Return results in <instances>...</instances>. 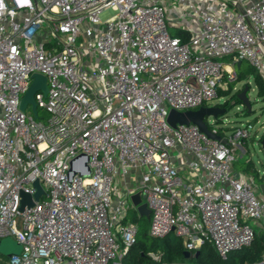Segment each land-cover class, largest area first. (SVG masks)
I'll use <instances>...</instances> for the list:
<instances>
[{
  "label": "built area",
  "instance_id": "obj_1",
  "mask_svg": "<svg viewBox=\"0 0 264 264\" xmlns=\"http://www.w3.org/2000/svg\"><path fill=\"white\" fill-rule=\"evenodd\" d=\"M3 4L0 239L21 246L5 264L122 259L138 236L136 194L151 237L175 233L193 255L208 243L222 259L252 244L264 198L234 165L255 124L228 131L205 119L216 140L168 117L211 107L240 62L264 80V0ZM34 75L46 84L36 117L20 109ZM36 180L42 196L20 211Z\"/></svg>",
  "mask_w": 264,
  "mask_h": 264
},
{
  "label": "trees",
  "instance_id": "obj_2",
  "mask_svg": "<svg viewBox=\"0 0 264 264\" xmlns=\"http://www.w3.org/2000/svg\"><path fill=\"white\" fill-rule=\"evenodd\" d=\"M235 73L236 81L228 84L227 91H220L219 98L231 94L238 83L249 80L250 77L254 78L258 96L264 98V80L254 67L243 62L240 66L236 65ZM246 86L249 87L250 93L253 87L249 82ZM244 88L245 86L242 91ZM239 94L235 96L238 104L242 105L238 99ZM221 121L222 117L218 119V122ZM247 168V171H253L257 181H261L253 162H248ZM133 222L138 225L136 243L122 257L120 264H264V230L256 231L255 239L250 246L231 252L226 259H222L208 243L199 250L198 256L191 254L190 257H186L183 240L175 233L163 238H154L149 235V219L134 217ZM151 254L159 256L160 260L155 261ZM6 261L7 258L0 255V264H5Z\"/></svg>",
  "mask_w": 264,
  "mask_h": 264
},
{
  "label": "rangeland",
  "instance_id": "obj_3",
  "mask_svg": "<svg viewBox=\"0 0 264 264\" xmlns=\"http://www.w3.org/2000/svg\"><path fill=\"white\" fill-rule=\"evenodd\" d=\"M173 35L176 34V30H170ZM251 84L253 89L249 93V100L252 104V113L247 114V111L243 105L237 102V93H242L244 86ZM211 107H217L225 110V114L222 117V121L217 123L219 128H225L228 131H232L238 128H248V125L255 124L253 130H251L252 138L248 141L247 145L242 148L246 154H242L241 161L245 162V159H250L256 169L260 173H264V150L260 146V138L264 135V98L258 96L254 78L250 77L249 80L240 82L236 85L233 92L229 95H225L219 99L212 102ZM38 113L42 119H46L48 115L42 111L38 110ZM214 118H206L209 124H212ZM257 136V138H255ZM258 184V182L256 181ZM264 195V193H262ZM134 217H138L134 211H130L128 218L133 221ZM21 246L10 236H6L0 239V255H10V254H20ZM121 259H116L111 261L110 264H120Z\"/></svg>",
  "mask_w": 264,
  "mask_h": 264
},
{
  "label": "water",
  "instance_id": "obj_4",
  "mask_svg": "<svg viewBox=\"0 0 264 264\" xmlns=\"http://www.w3.org/2000/svg\"><path fill=\"white\" fill-rule=\"evenodd\" d=\"M242 63H238V66H240ZM33 83L24 95L20 109L21 111H24L26 106L29 104L31 106V110L33 115L36 117V104L34 101V93L37 90H41L44 94H46V84H45V79L41 76L34 75L33 76ZM249 87L245 86L244 91L238 95L239 101L242 102L243 107L247 110L248 114L252 113V104L249 100ZM225 114V110H222L217 107H204L201 108L197 111H188V112H177L175 110L171 111L168 117V122L169 124L176 128L178 125H190L194 124L199 127L201 132L207 134L209 137L216 139V140H221L219 136L213 135L210 130L208 129V126L206 125L205 119L207 117H213L215 119L222 117ZM254 125V123L252 124ZM260 146L262 150H264V135L260 138ZM34 188L36 189L35 194L31 198L29 195L26 194H21V206H20V211L24 209V207H31L33 206V202H37L39 198L43 194V190L39 185V182L36 180L33 184ZM260 190L262 193H264V184L260 185ZM131 202L133 206L138 208V213L140 214L141 217H145L147 219L150 218V210L148 209L146 204L142 203V197L140 194L133 195L131 197ZM186 257H190L191 253L186 252ZM12 255H18V254H10V255H3L1 256L9 258ZM199 255V251L196 253V256Z\"/></svg>",
  "mask_w": 264,
  "mask_h": 264
},
{
  "label": "crops",
  "instance_id": "obj_5",
  "mask_svg": "<svg viewBox=\"0 0 264 264\" xmlns=\"http://www.w3.org/2000/svg\"><path fill=\"white\" fill-rule=\"evenodd\" d=\"M225 62H226V64L227 65H229V59H225ZM236 67V66H235ZM234 70H235V68H234ZM241 155L242 154H246L245 153V151L243 150V149H241ZM239 156V159H238V161L235 163V165H234V171L237 173V174H242V175H250V176H253V177H255L254 175H253V171H251V172H249V171H247V166H248V162H252L250 159H245V162L244 163H242L241 161H239V160H241V158H242V156ZM254 164V163H253ZM254 167H255V165H254ZM256 168V167H255ZM257 170V169H256ZM258 171V170H257ZM258 175H259V177H260V179L259 180H261V181H257L258 182V186H259V191H258V195L260 196V197H262V198H264V195H262V192H261V190H260V185H262V184H264V173H260L259 171H258ZM254 228H255V230L256 231H261V230H264V220H262V221H259V222H256L255 224H254Z\"/></svg>",
  "mask_w": 264,
  "mask_h": 264
},
{
  "label": "clouds",
  "instance_id": "obj_6",
  "mask_svg": "<svg viewBox=\"0 0 264 264\" xmlns=\"http://www.w3.org/2000/svg\"><path fill=\"white\" fill-rule=\"evenodd\" d=\"M20 7H24L29 4V0H16ZM4 8L3 0H0V9Z\"/></svg>",
  "mask_w": 264,
  "mask_h": 264
}]
</instances>
